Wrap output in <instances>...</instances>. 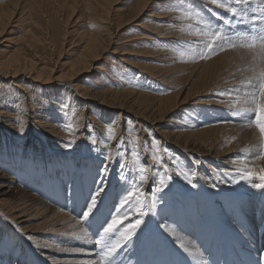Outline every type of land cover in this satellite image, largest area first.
Returning <instances> with one entry per match:
<instances>
[{"label":"rangeland","instance_id":"obj_1","mask_svg":"<svg viewBox=\"0 0 264 264\" xmlns=\"http://www.w3.org/2000/svg\"><path fill=\"white\" fill-rule=\"evenodd\" d=\"M20 1L21 0H18L17 6ZM117 1H115L116 3H114L115 7L117 6L119 9L110 10L109 5L111 0H109L107 4L109 8L108 16L112 15V17L117 18L118 13L123 15L126 12V8L128 6L124 4L122 5L121 0ZM156 4L157 5L155 6H157L158 8H163L164 10L174 9L176 12H178V15L174 17L177 18V20L171 19L172 16L170 12L159 19H157V17L150 18L153 21L158 20L160 24L158 26L162 27H164L165 23H171V25L164 27L165 31L171 32L170 37H159L168 39L161 40L159 44L155 42V39L157 37L154 36H151L152 39H149V41L147 39H145V42L138 41L137 43L133 44L135 51L128 53L127 56H129V59L131 60L133 56H136L139 60L145 62L146 65H150L156 72L163 74L160 76V78L162 77V79H160L159 77L156 79H152L153 76L151 77L143 71H138V69L136 68H134V72L127 73L126 67L121 69V65H117L121 64V61L118 60L119 58H116L115 56H113V54L111 57L110 52L112 49L104 51V55L102 54V56L99 57L100 59L94 61L91 65L92 67H90L89 70L77 75L71 83L73 85L83 84V82L84 84L88 83V89L92 90L93 93L94 91L98 92L103 90V87L101 88V85L103 86L105 84L107 85V87L105 86L106 88L115 91H121L120 99L124 105H121V103L114 102L110 98H105V100H108V102L106 103H113V107L101 104V97H98L95 94L94 96H90L88 98L76 99L78 100V103H76V105L72 107V110L68 111H70V114L74 117L80 113L85 114L83 117V131L81 135L78 136L81 137L82 140H79L77 146L75 143H73L70 147L66 148L64 146L66 143L65 142L62 148L56 147L53 140L50 141V136L47 134L48 132H44L43 130H41L38 124L36 125L37 122L35 121L37 120L45 121V119L41 118V116L43 115H39V110H42L41 108H43L40 107L39 103H46L45 98L42 96V89L38 90L32 87H26L27 89L22 92V90L13 88V83H5L2 89L3 94L0 93V127H4L3 120L11 122L13 128L7 133L8 142H20L21 144H24V149H26L29 146L27 144L28 140L31 137L33 144L37 142V148L39 147L34 151V155L37 154V157L35 158L43 159L41 162V166L35 167L36 171H38L36 172L38 174V182L35 183V185L30 184V186L25 181V185L22 183L20 184L22 185V188H24L25 191H27L28 193H33L34 191L35 194L37 193L36 196H38L39 198H43L46 201L48 200L47 203L52 206L54 205L53 207L55 209H64L65 212L70 213V215H67V217L73 218V221L71 222L73 226L71 225V227H67V224L64 226L65 228H61L69 230L68 234H71V237L73 236V240L79 239L77 240V243L75 242L76 245L78 244V248H81L80 243H82L81 245H83L84 242H86L87 238L83 236L85 233H87V236H89L88 241L92 245L90 249L96 253L94 257L96 258L97 256L96 259L99 263L103 261L104 264H177V262L178 264H218L219 260L221 262H224L226 258L232 257V253H236L237 245H242L244 249H242V247L241 249L246 252L255 262L258 261V264L264 263V260L262 261V259H264V252H261L264 249V196L262 195L260 197H256L251 194L247 196V198L255 199L256 203L257 213H253L254 211L247 213V216L256 222V225L254 227L246 221L243 215H231L232 213L230 214L229 212L231 208L228 205H222V207L216 206L217 210H220L222 213H217L216 208H214L213 210L207 208L199 212H195L192 210L189 215L192 220V222H190L188 218L181 213L182 208L185 207V203H183V207H181V205L174 207L173 205L176 204V200H173L174 197H178V199H185L187 197L189 199H192L197 198V196H199V193H203L205 200L212 202L214 200L211 197V192L216 193L221 191L228 194L230 193L229 195H231L232 199H234L236 196H238L239 192H241L238 186L244 180H241L239 177H237V174H235L236 176H230L229 174L225 175V172H231V168L227 166L224 167L221 163L222 161L218 158L215 159L217 161L211 160L209 161V164H205V162L201 160H209L212 158L211 155L203 156L202 152L191 153L186 150H182L177 145H169L167 143H164V136H162L160 133L156 135L154 128H152L153 126H151L149 122H146L148 121L147 119L143 120V118L139 116L138 122L140 124H134V117H136L134 114H136V112L134 108L135 105H132L139 104V100L137 99L138 91L149 93L151 96L154 95L159 97L178 92L179 87L184 84L179 93V95H182L181 97H179L180 101V99L184 98L185 94L187 95L188 93L187 90L191 85L189 82L190 78L191 82H196L197 80L202 81L201 76L198 77L197 72L191 73L190 77L188 78V74H190V72H187V70L183 67L175 66L176 62L181 64L184 63L185 65H190L192 62L200 60V57L198 55L200 52H207V49L204 47V45L210 42V38L203 35H197L195 33L196 29H200L201 31L208 30L213 32L218 29H223L222 34L229 33V35H234L238 32L250 34L252 23H238V20L240 19L239 17H233L232 14L227 11L226 8L221 9L218 7V5H213L211 3V0H159V2ZM42 5H44V2H42ZM155 6H153L151 10H154L156 8ZM230 6L237 7L238 9L247 8L249 21H251V18H249L250 15V17L254 15L259 16V9L261 7H264V5H261L260 0H249L248 4L246 5H235L233 3ZM50 9L51 11H53L51 15L46 10L44 14L41 12H35V14L33 16H30V19L28 20V22L36 21L33 25L38 29L39 37L45 38V36H49L53 33V31H56L57 28L61 26H65L68 30L73 31L75 30L74 28L80 30L84 29L79 25L81 22L78 23L76 21H73L78 16L77 11L74 14L70 15L69 19L66 20L67 12L56 13L54 10H52V7H50ZM254 9L256 11H253ZM87 11L88 9L81 6L79 14L83 15L84 20L86 22H88L90 19L89 13ZM195 12L200 13V16H202L204 18V21L210 25V28L206 29L205 23L198 22V18H196L194 15ZM147 13L148 10L142 11V13L139 14L135 19L124 24L121 33L119 32L120 34H117H119V36L121 35V37H123L124 35L129 36V42H134V39L137 36H145V33L147 32L146 26L148 24H151L150 20H148ZM214 14H219V16ZM219 17L229 19L230 24L227 26L224 25L223 20ZM106 22L107 21L105 20H101V23L103 25H105ZM11 23V26L2 34V36H0V48H2V45L8 44L7 46H10L8 48H10L11 50L20 47L22 51L28 53V48L26 50L23 48L22 39L25 38L22 36L24 34L22 31V27L20 28L18 26L19 24H16L17 22ZM255 23L258 27H264V24H262L259 20L255 21ZM46 25L51 27L49 29L50 34L48 31H46ZM28 26L30 25L28 24ZM125 26H127V30H125ZM89 28L91 29V26ZM92 28L94 27L92 26ZM228 28L229 30H227ZM18 29H20L22 32ZM16 35H19V40L15 39L17 37ZM9 38L11 40L7 42L6 39ZM72 38V45H69L68 42L65 43L66 50L70 47H75V45L79 44L81 41L75 35L72 36ZM17 40L19 42H17ZM44 47L45 54L41 55L40 58L43 57L42 59L47 65L49 64V66H52V64L55 63L54 70L56 72L61 70V68L63 67V64L60 66L63 61L74 58V51L71 49H69L68 52L64 51L63 53H61L62 55L58 58V53L52 52L46 46ZM76 50H78V48ZM154 50L156 52H153ZM219 52L221 51H217L216 53L219 54ZM106 55H109L108 57H110V60L112 59V65L115 64V68L112 69L114 72L112 73V78L110 77V79L107 78V73L104 70V68L106 69L107 67V63L105 62V58L107 57ZM217 56L219 55L212 54L210 57L215 58ZM185 57H187L186 60L182 62ZM206 59L208 58H204L202 60ZM225 60L226 67H229L231 63H239L240 67L245 65L248 69L240 70L241 68H239L238 66V73L241 76L239 77L238 75L237 77H234V72H231L233 69L224 70L225 68L217 69L216 67L217 74L214 78V86L212 89L210 88L204 91L206 92L205 97L207 100H209L208 102L210 104L206 105V103H204L205 101L200 99L194 101V103L189 107H187L186 104L176 106V108L172 112L166 114L164 124L161 123L160 125H157L158 132H161L160 130L165 129L169 125L165 122H169L168 120L173 118L174 116H179L177 120H179L180 123L176 126V128L179 130L187 129L189 127H212L213 125H215L214 123L216 122L214 121V117H218V115L215 112L214 108L217 106H215L211 101L219 99H231L230 97L235 96V102L244 103L243 100L238 98L242 91H244L245 89L249 91V89L247 85H240V83L242 80H244L246 76L250 74L249 68L253 63L251 59V53L247 52L246 50L236 49L234 58L228 60L225 57ZM153 62H156V64H151ZM201 64L202 63H200L199 65ZM117 66L119 68H116ZM236 73L237 72H235V74ZM233 78L235 79L231 80ZM83 79H85L86 81ZM176 79H178L177 84L174 83V85H172L171 82ZM26 83L29 84L27 80ZM62 83L68 84V81ZM193 87L194 86H192V88ZM70 90L73 94L76 91L72 88ZM221 90L231 91L227 92L224 95H221ZM38 91L40 92V94ZM32 98L34 99V102L36 104H34L33 100L31 101ZM189 98L190 97H188V99ZM47 102L49 103L48 100ZM187 102L188 101L185 99L184 103ZM141 106L145 107L143 105ZM185 106L187 108L183 109ZM235 108H239L238 104L235 105ZM251 114L253 116L248 118V122L254 119V114ZM235 118L246 119V117H242V115H238ZM182 120H185L183 121V124ZM58 122L57 125L60 126V123ZM109 127L113 129L112 133L108 132ZM20 128L24 129L23 134L20 133ZM98 128H100L99 131ZM117 129L120 130L118 133H116ZM100 136H102V140L101 144L99 145ZM2 137L6 138V135H2ZM157 137L160 139V141H158ZM259 138L260 134H257L256 139L251 142V150H248V152L250 151L248 153V160H250V162L248 163H251V160L256 158V153L260 152V147L256 145V141ZM92 140H96L98 143L93 145L91 143ZM111 140L114 142V149L109 152V150L107 149V145ZM153 140H155L157 143L156 149L151 148ZM142 149L145 151L144 154L147 155L148 159L150 155L156 154L162 158V161L160 164H155V162L152 161L154 166V174L155 172L157 173L154 185L145 193L144 196H139L138 193L134 192V196L129 197L130 201H135L136 205H138L139 200H143L145 203H147L151 200L152 195L155 194L161 202L157 204L155 215L149 213L144 217L136 216L133 218V220H125L123 225L120 226L119 230H121V228L126 229L128 226L127 223H134L135 219L137 218H140L143 221L134 236L135 240L129 242L130 244L127 243V245L123 246L122 248L116 249V251L111 254V257L110 255L105 256L103 252H101L102 250L100 249L102 245H97V242H95L98 238V236L96 235L97 230L101 228V224L106 219H109L107 214L111 213L112 216H115L113 215L111 210L113 209V203H115V201L117 200V198H115L116 195L121 196L127 194V196H129L128 192L130 190H134L137 186L140 188V191H142V188L145 184L144 182L146 181L140 184V176L145 174V176L147 177L145 180H148L147 168L144 166L143 157H140V152ZM200 149L202 148H198L197 151H199ZM134 151L138 153V156L132 155ZM120 152H124V156L119 157L118 159V153ZM109 153L111 154L112 159L111 161H106L105 157L108 156ZM45 159L47 161H45ZM75 159L76 162H74ZM186 159H191L193 163L199 167V171L202 170L201 174H199L198 176L199 178H197L198 181H200L199 184L195 181L196 176H191L192 172L188 169L185 163ZM77 161H80V163ZM102 162L105 166H107V168H111V173L113 174L112 177L116 179L117 183L115 182L111 187L106 189V192H103L101 194L100 201L98 203V210L95 211V215L89 220L83 221V218L80 217L81 209L84 206L85 197L88 195L91 189H93L92 181L89 179L86 173H94L95 171H98V169H101ZM105 162L107 163L105 164ZM215 164H217V166H223L224 168H217ZM121 165H124L123 170L121 169ZM10 167L11 166L5 169L6 174H10V172L8 171ZM174 167H176V171L173 169ZM177 171L189 172L190 178L193 179V183H195L197 187H191L182 178V176H177ZM216 173L217 175H213ZM165 174L172 176V180L169 182V186L167 188H164L162 191H157V188L159 186V177L160 175ZM19 176H21V174H19ZM205 176H207L206 181ZM217 176L220 177L219 180L217 179ZM209 178L210 180H208ZM24 179L26 180L25 177ZM224 180L226 182H224ZM209 182L211 184L215 183L217 187L212 188ZM175 193H177L176 196H174ZM67 194L71 197L70 201L65 200L66 196H68ZM240 196L243 198V195ZM23 218L25 219V217ZM164 219L171 226L177 227L175 240L172 236L165 234L159 227V225H161L160 223ZM225 219L229 220L228 225H226ZM76 220L79 222H76ZM3 222L5 221L3 220L2 223ZM25 224L28 223L26 222ZM75 224H78L77 226L80 225V227H77ZM5 225L6 223L2 226L4 227ZM82 230L84 231L82 232ZM119 230L117 231V233L115 232L112 235L111 243H114L117 239L120 238L119 236H116V234L120 233ZM146 234H148V237ZM142 235L145 236L141 237ZM238 237H243L246 242H241ZM185 239H188L190 242L191 240L194 242L195 246L193 247L192 245L193 249H190L188 247V244ZM180 243H183L184 245L187 244L185 245L186 248L188 247L187 252H184L178 248V245ZM252 244L259 246V249H252ZM63 245L64 244H62V242L60 241V243L57 242L56 244H54V247L55 249L59 248L62 252L64 249L63 247H60ZM226 246L229 247L231 256L229 255L226 258H223L221 254H223V249ZM59 249L57 253L59 252ZM197 251L199 253H197ZM214 251L216 252L213 253ZM47 252L51 253L49 250ZM64 252L67 253L65 250ZM41 253L45 254V251ZM66 258L69 259L68 256ZM66 258L65 261H67ZM103 263L101 262V264ZM227 263L234 264L229 260H226L223 264ZM12 264H15V262H13Z\"/></svg>","mask_w":264,"mask_h":264},{"label":"bare ground","instance_id":"obj_2","mask_svg":"<svg viewBox=\"0 0 264 264\" xmlns=\"http://www.w3.org/2000/svg\"><path fill=\"white\" fill-rule=\"evenodd\" d=\"M115 1L117 0H111L109 5L110 10L119 9L117 6H116L117 8L115 7V3H116ZM121 1H122V5L124 4L128 6L126 8V12L123 15L118 13L117 18H114L112 17V15L108 16L109 8L107 4L109 0H21L18 6H17L18 0H0V36H2V34L11 26L12 24L11 22L14 23L17 22L16 24H19L18 26L20 28L22 27V31L24 33L22 35L25 38L22 39L23 48L25 50L28 48L29 50L28 53H25V51H22L20 47L11 50L10 48H8L10 47L7 46L8 44L2 45V48H0V93L3 94L2 89L5 83H13L14 86L13 88L22 90V92L27 89L26 87H32L38 90L42 89L43 92L42 96L45 98L46 103L45 102L39 103L40 107H43L41 108L42 110H39L40 111L39 115L42 114L43 116H41V118L45 119V121L37 120L35 122H37L36 125L38 124L41 130H43L44 132H48L47 134L50 136V141L53 140L56 147L62 148L64 143L70 140L75 141V144L77 146L79 140H82V138L78 136H80L83 131V120H84L83 117L85 114L80 113L74 117L73 115L70 114V111H68V110H72L73 109L72 107H74L76 103H78V100L76 99L88 98L90 96H94L95 94L96 96L101 97L102 99V101H100L101 104H105V105H109V107H113L112 105L113 103L112 104L106 103L108 102V100H105V98H110L112 101L124 105L120 99L121 91H115L106 88L107 85L105 84L103 86L101 85V88L103 87V90L98 92L94 91L93 93L92 90L88 89L89 87L87 85L88 83L84 84L83 82V84H78V85H73L71 83L77 75H79L84 71L89 70V68L92 67L91 66L92 63L97 59H100L99 57L102 56L104 51H108L112 49L110 52L111 57L113 54V56L119 58L118 60L121 61V64H117V65L118 66L121 65V69L126 67L127 73L134 72V68H136L138 69V71H143L144 73H147L151 77L153 76L152 79H156L158 77L160 78V76L163 75L162 73L156 72L153 69V67H151L150 65H146L145 62L139 60L136 56H133L131 60L127 55L128 53L135 51L133 44L137 43L138 41L145 42V39L149 41V39H152L151 36L157 38L170 37L171 32L165 31L164 27L171 25V23H165L164 27H162V26H158L160 25L158 20L153 21L150 18L157 17V19H159L164 17L167 13L170 12L172 16L171 19L177 20V18L174 17L178 15L177 14L178 12H176L174 9L164 10L163 8H158L155 5H157L156 3H158L159 0H121ZM42 2H44V5H42ZM81 6L88 9L87 12L89 13V17H90L88 22L84 20L82 14H79ZM153 6H155L156 8L154 10H151ZM50 7H52V10H54L56 13L67 12V16L65 15L66 20L69 19L70 15L74 14L77 11L78 16L73 21H76L78 23L81 22L79 25L84 29L80 30L74 28L75 30L73 31V30H68L65 26H61L57 28L56 31H53L52 34H50L49 29L51 27L46 25L45 26L46 31H48L50 35L45 36V38L42 37L43 38L42 39L41 37H39L38 29L33 25L35 24L36 21L28 22V20L30 19V16H33L35 14V12H41L44 14L47 11L51 15L53 11H51ZM144 10L146 11L148 10L147 17L151 23L146 26L147 28V32L145 33L146 35L137 36L134 39V42L132 41L129 42L128 40L129 36L126 35H124L123 37H121V35L119 36L121 30L123 29L124 24L135 19ZM250 16L249 18H251ZM101 20L107 21L105 25L101 23ZM28 24L30 26H28ZM90 26L91 29L89 28ZM92 26L94 28H92ZM125 30H127V26H125ZM227 30H229V28ZM196 32L197 29L195 33ZM74 35L77 36L79 40H81L79 44L75 45V47L69 48L74 51V54L72 53L74 55L73 56L74 58L63 61V63L60 64V66L63 64V67L61 68V70L56 72L54 70V66H55L54 61H53L54 64H52V66H49V64L47 65L45 61L42 59L43 57L40 58L41 55L45 54L44 46L49 48L52 52L58 53L57 56L59 58L62 55L61 53H63L64 51L65 52L69 51V49L67 50L65 49L66 48L65 43L68 42L69 45H72L71 40L73 39L72 36ZM10 38L6 39L7 42L11 40ZM157 38L155 39V42L158 44L161 42V40H168L164 38H159V39ZM15 39L19 40L20 39L19 35ZM18 40L17 42H19ZM77 48L78 50H76ZM153 52L156 51L154 50ZM235 52L236 49L235 50L225 49L224 51L219 52V54L214 53V55H219L215 58L210 57L206 60H202L200 58L199 61H194L190 65H185L184 63L181 64L176 62L175 66L183 67L187 70V72H190V74H188V78L190 77L191 73H195V72L198 73V77L201 76L202 78L201 79L202 81L197 80L196 82L194 81L191 82V78L189 79L190 84L194 87L192 88V86L190 85V87L187 90L188 91L187 95L185 94V97L180 99V101H179V97H181L182 95H179V93L182 87L184 86V84L181 85V87H179L178 92H174L159 97L154 95L151 96L149 93L146 92L138 91L137 99L139 100V104H132V105H135L134 108L136 114L134 115L137 117V118L134 117V121H133L134 124L139 123L138 122L139 116L142 117L143 120L147 119L148 121L146 122L147 123L149 122L150 125L153 126L152 128H154L156 135L160 133L162 136H164V140H163L164 143H167L169 145H177L182 150H186L191 153L202 152L203 156L211 155L212 157L211 159L201 160L204 161L205 164H209V161L218 158L222 161L221 163L224 167L227 166L231 168L230 169L231 172L228 173L230 176H234L235 174H237V177L240 178L241 173L237 170L243 169L244 165L240 163H234V161L238 160L240 156H244L247 158V163L250 162V160H248L249 157L248 153L250 151L248 152V150L249 149L251 150L250 148L252 147L251 142L256 139L257 134H259V130L256 129L255 126L251 124V121L248 122V118L253 116L251 113L241 112L239 114H234V110L232 108L233 105L238 104L239 106L238 109L247 107V105L243 102H238V103L235 102V96L230 97L231 99H219V100L211 101L215 106H217L214 108H215V112L218 115V117H214L215 118L214 121L216 122L214 123L215 125H213L212 127H206V128L189 127L187 129L179 130L176 128V126L180 123V121L177 120L179 116H174L173 118L168 120L169 122H165L169 124L165 129L160 130L161 132L157 131L158 130L157 125L158 124L160 125L161 123L164 124V119L166 114L172 112L176 108V106L186 104V106L189 107L194 103V101L200 99L204 100L205 101L204 103H206V105L210 104L208 102L209 100H207L205 97L206 92L204 91L213 88L214 78L217 74L216 67L217 69L225 68L224 70L233 69L231 72H234L233 74L234 77H237L238 75L239 77L241 76L238 73L239 71L238 66L240 65L239 63H235V64L231 63L229 67H226L225 57L228 60H230L234 58ZM108 56L105 58L107 67L106 69L104 68V70L107 73L106 74L107 78L110 79L112 73L114 72L112 69L115 68V64L112 65L111 63L112 59L110 60V57ZM186 58L187 57H185L182 62H184ZM200 63L202 64L199 65ZM151 64L155 65L156 62H153ZM118 66L116 68H119ZM239 68H241L240 70L248 69L245 65L241 67L239 66ZM235 72L237 73L235 74ZM160 79H162V77ZM234 79L235 78L231 80ZM26 80L28 81L29 84L26 83ZM65 81H68V84L62 83ZM177 81L178 79L172 81L171 82L172 85H174V83L177 84ZM240 85L243 84L240 83ZM71 88L73 90H76L74 94L71 92L70 90ZM77 89L79 90V92ZM245 90L242 91L238 99H241L243 101L245 100V94L248 92L247 89ZM188 97L190 98L188 99ZM185 99L188 101L187 103H184ZM32 100L34 102L33 98L31 99V101ZM47 100L49 101V103L47 102ZM198 103H203V102H198ZM34 104L36 103L34 102ZM141 105L149 109H146ZM186 106L183 109L187 108ZM66 107L69 109H67ZM238 115H242V117H246V119H241V118L236 119L235 117ZM3 121H4L3 124L4 127H0V264H12L13 262H15V264H101V262L103 263V261L101 260L100 263L98 262V260L96 259L97 256L96 258L94 257L96 253L90 249L92 245L88 241L89 236L85 234L84 236L81 235L87 238V240L86 242H84L83 245H81L82 243H80L81 248H78L77 246L78 244L76 245V243L77 240L79 239L73 240L74 239L73 236L71 237L70 236L71 234L70 235L68 234L69 230H65L61 228V227L65 228L64 226L67 224H68L67 227H71L72 225L71 222L73 221V218L67 217V215H70V213L65 212L64 209L63 210L55 209L53 207L54 205L52 206L49 203H47L48 200L46 201L43 198L41 199L38 196H36L37 193L35 194L34 191L33 193L31 192L28 193L27 191H25L24 188H22V185L20 183L24 184V181L27 182L29 186L30 184L35 185V183L38 182V174L36 173L38 171H36L35 167L36 166L40 167L43 159L35 158L37 157L36 156L37 154L34 155V151L39 147L37 148L38 145L37 142H36L37 144L36 143L33 144L31 137L28 140L27 145L29 146L26 149H24V144H21L20 142L9 143L10 141L8 142L7 133L13 128L12 123L7 120H3ZM183 121L185 120H182V124L184 123ZM57 122L60 123V126L57 125ZM99 129L100 128H98V131ZM119 131L120 130L117 129L116 133H118ZM2 135H6V138H3ZM101 137L102 136H100L99 138V145L101 144V140H102ZM158 141H160L159 138ZM260 144H261V140L259 138L256 141V145L260 147ZM198 148H202V149L197 151ZM107 149L109 150V152L114 149V142L112 140L108 143ZM24 151H26L27 153ZM140 153H141L140 157L141 156L143 157L144 166L147 168L148 171V175H147L148 180H145L146 182H144L145 184L142 188V192L146 193L154 185V181L157 173L155 172L154 174V166L152 160L150 158L149 159L147 158V155L144 154L145 151L142 149ZM258 155L259 153H256V157ZM45 161L47 160L45 159ZM74 162H76V159ZM77 162L80 163V161ZM106 163L107 162H105V164ZM185 163L188 169L192 173L197 174L195 181L198 182L199 184L200 181H198L197 178H199L198 176L199 174H201L202 170L199 171L198 169L199 167L196 164H194L191 159L188 160L186 159ZM215 165L217 168H224L223 166H217V164ZM9 166H11L8 169L10 174L8 173L6 174L5 169H7ZM248 167L252 171L259 172L261 168H264V160L254 158L251 160V163H248ZM173 169L176 171V167H174ZM97 172L98 171H95L94 173L93 172L86 173L89 179L92 181L93 189H91V191L94 190L96 186L100 184V181L102 179L101 176L97 175ZM19 174H21V176H19ZM112 175L113 174L111 173V168H108L107 173H104L103 176L105 189L111 187L115 182L117 183L116 179L113 178ZM213 175H217V173ZM24 177L26 178V180L24 179ZM94 177L96 178V180ZM206 179L207 176H205V181ZM208 180H210V178ZM224 182L226 181L224 180ZM259 182L260 181L258 180V178H253L252 180L245 179L243 182L239 184L238 187L241 192H239L238 196H236L234 199H232V196L229 195L230 193L228 194L221 191L216 193L211 192V197L214 200L211 202L205 200L203 193H199L198 194L199 196H197V198H192V199H189L188 197L185 199L183 198L178 199V197L177 198L174 197L173 200H176V204H174L173 206L176 207L181 205V207H183V203H185V207L182 208L181 213L185 215V217H187L190 222H192L189 216L192 210L195 212H199L207 208H210L212 210L216 208L217 210L216 206L222 207V205L225 206L228 205L231 208L229 210L230 214L232 213L231 215L233 216L237 214L243 215L246 221L251 226L254 227L256 225V222L253 219L249 218L247 216V213H250L251 211H254L253 213H257L256 203H255V199L247 198V196L249 194L254 195L256 197H260L262 195L264 196V190L256 189L255 187L252 186L254 183H259ZM104 192H106V190ZM176 195L177 193H175L174 196ZM240 195H243V198ZM121 196H117V195L115 196L117 200L115 201V203H113L112 205L113 209L111 211L113 215L119 214L120 216H124L125 214H127L128 219L126 221L133 220V218L137 216L136 215L137 205L135 204V201L132 200H131L132 202L130 201V198L129 196H127V194ZM70 199H71L70 195L66 196L65 198V200L67 201H70ZM125 201H128V203H125ZM122 204L124 205L123 208H121ZM118 209L120 210L119 213L117 212ZM217 213H222V212L220 210H217ZM107 215L108 218H110L109 214ZM23 217H25V219ZM3 220L5 221L3 223L4 224L6 223L4 227L2 226L4 225L2 223ZM26 222L28 224H25ZM76 222L79 221L76 220ZM225 223L226 225H228L229 220L225 219ZM160 224L170 225L165 219L162 220ZM77 227H80V225ZM83 231L84 230H82V232ZM123 231H125L124 228H121V230H119L120 233ZM120 233L116 234V236L120 237ZM146 235L148 237V234ZM134 236L131 239V241L135 240ZM144 236L142 235L141 237ZM238 238L241 242H246L243 237H238ZM60 241L62 242V244H64L60 248L63 247V249L67 253H65L64 250L61 252L59 248H58L59 252L57 253L58 249H55L54 244H56L57 242L60 243ZM185 241L187 242L188 247L190 249H193V247L195 246L194 242L192 240L190 242L188 239H185ZM251 247L254 250L259 249V246H256L254 244H252ZM100 249L102 250V247ZM48 250L51 253H48L47 252ZM223 250L224 252L223 254H221L223 258H226L229 255L231 256V252L228 246H226ZM43 251H45V254L41 253ZM215 252L216 251H214L213 253ZM261 252H264V249ZM197 253L199 252L197 251ZM67 256L69 257V259L66 258ZM65 258L67 261H65ZM263 260L264 259H262V261ZM241 261L243 260L241 259Z\"/></svg>","mask_w":264,"mask_h":264},{"label":"snow or ice","instance_id":"obj_3","mask_svg":"<svg viewBox=\"0 0 264 264\" xmlns=\"http://www.w3.org/2000/svg\"><path fill=\"white\" fill-rule=\"evenodd\" d=\"M249 0H211L213 5H218L221 9H227L228 12L232 14L233 17H239L238 23H252V27L249 33H235L234 35H229L228 33H223V29H218L216 31H201L197 29V35H203L210 38V42L206 43L204 47L207 49V52H200L198 55L201 59L209 58L212 54L217 51H224L227 49H240L246 50L251 53L252 65L249 68L250 74L241 81L242 84L247 85L249 91L245 94L244 103L248 105L242 109H236L235 105L232 106L234 110V114L243 113H253L254 119H252L251 124L255 126L256 129L259 130L260 134V152L256 157L257 159L264 160V27H258L255 21L259 20L262 24H264V7L259 9V16H252L251 21L248 20V9H238L237 7L230 6L231 4L235 5H246ZM261 5H264V0H260ZM253 11H256L255 9ZM195 17L198 18V22L205 23V28H210V25L204 21V18L200 16L199 12L194 13ZM219 16V14H214ZM223 20L224 25H229L230 21L227 18L219 17ZM259 62V63H257ZM258 90V91H257ZM231 90H221V95L226 94ZM251 126V125H250ZM70 127V126H69ZM20 133L23 134L24 129H19ZM108 132L112 133L113 129L111 127L108 128ZM114 138V137H110ZM75 141L70 140L65 143V147H70ZM91 143L93 145L97 144L96 140H92ZM152 149L157 148V143L153 140ZM133 156H138L137 152L132 153ZM124 156V152L118 153L119 157ZM155 164H160L162 158L156 154H152L149 157ZM105 159L111 161L112 157L109 153ZM234 163H240L244 165L243 169H238L241 173V180H252L253 178H258L259 183H254L252 186L256 189L264 190V168H261L259 172H255L249 169L247 158L244 156H240L238 160L234 161ZM124 165H121V169L123 170ZM108 168L102 162L101 169L98 170L97 175L101 176L102 179L100 184L96 186V188L88 193L85 197L84 206L81 209L80 217L83 218L84 221L89 220L91 217L95 215V211L98 210V201L100 200L101 194L106 190L104 188V173H107ZM228 173L226 172L225 175ZM177 176H182V178L193 188L197 187L195 183H193V179L190 178V174L186 171H177ZM196 173H191L192 177H195ZM147 177L145 175L140 176V182L143 183ZM220 177H217L219 179ZM172 180V176L170 175H160L158 181L157 191H162L164 188L169 186V182ZM238 182V181H234ZM212 188H216L217 185L212 183L210 185ZM135 193H138L139 196H144L145 193L140 191V188L137 186L134 190H130L128 192L129 197H132ZM161 201L158 197L153 194L151 200L145 203L143 200L138 201V205L136 208V213L138 217H144L151 213L152 215L156 214L157 204ZM128 203V201H125ZM123 204L121 208H123ZM119 209L117 212L119 213ZM110 218L106 219L102 224L101 228L97 230L96 235L98 236L97 244L102 245V251L105 256L111 255L118 248H122L126 246L128 242L131 241L133 236L136 234L137 229L140 228L143 221L140 218L135 219L134 223H129L125 231L120 233V239L116 240L114 243H111L112 235L117 232L120 226L124 223L125 220L128 219L127 214L124 216H120L119 214L112 216L109 214ZM161 230L172 236L175 240L177 227L161 224L159 225ZM87 235V233H85ZM30 239V237H29ZM178 248L184 252H187L188 249L185 247L183 243L178 245Z\"/></svg>","mask_w":264,"mask_h":264}]
</instances>
